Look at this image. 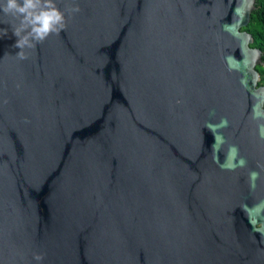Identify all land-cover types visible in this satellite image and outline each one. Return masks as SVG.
<instances>
[{
  "label": "water",
  "instance_id": "water-1",
  "mask_svg": "<svg viewBox=\"0 0 264 264\" xmlns=\"http://www.w3.org/2000/svg\"><path fill=\"white\" fill-rule=\"evenodd\" d=\"M55 4L0 11V264H264L256 0Z\"/></svg>",
  "mask_w": 264,
  "mask_h": 264
},
{
  "label": "clouds",
  "instance_id": "clouds-1",
  "mask_svg": "<svg viewBox=\"0 0 264 264\" xmlns=\"http://www.w3.org/2000/svg\"><path fill=\"white\" fill-rule=\"evenodd\" d=\"M0 11L14 16L18 23L13 27L17 37L15 46L25 58L23 49L34 47V42L42 41L51 32L63 26L64 13L56 6L55 0H0ZM37 261L42 256H35Z\"/></svg>",
  "mask_w": 264,
  "mask_h": 264
},
{
  "label": "trees",
  "instance_id": "trees-1",
  "mask_svg": "<svg viewBox=\"0 0 264 264\" xmlns=\"http://www.w3.org/2000/svg\"><path fill=\"white\" fill-rule=\"evenodd\" d=\"M243 29L253 34L254 40L251 46L262 50V61L257 65V69L261 74L260 84L264 85V0H256L250 21Z\"/></svg>",
  "mask_w": 264,
  "mask_h": 264
}]
</instances>
